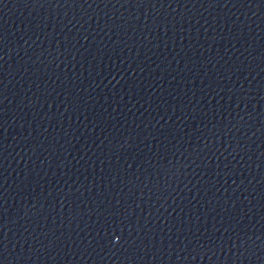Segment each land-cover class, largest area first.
Wrapping results in <instances>:
<instances>
[{
    "label": "water",
    "instance_id": "95a60500",
    "mask_svg": "<svg viewBox=\"0 0 264 264\" xmlns=\"http://www.w3.org/2000/svg\"><path fill=\"white\" fill-rule=\"evenodd\" d=\"M0 264H264V0H0Z\"/></svg>",
    "mask_w": 264,
    "mask_h": 264
}]
</instances>
